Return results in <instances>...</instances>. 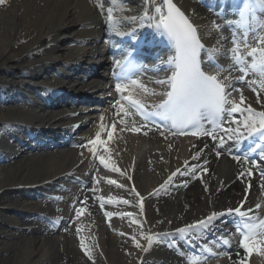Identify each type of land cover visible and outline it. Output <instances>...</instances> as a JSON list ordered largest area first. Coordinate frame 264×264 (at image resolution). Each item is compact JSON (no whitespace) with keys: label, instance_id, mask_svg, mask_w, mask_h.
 Segmentation results:
<instances>
[{"label":"bare ground","instance_id":"6f19581e","mask_svg":"<svg viewBox=\"0 0 264 264\" xmlns=\"http://www.w3.org/2000/svg\"><path fill=\"white\" fill-rule=\"evenodd\" d=\"M100 2L103 10L96 6L97 0H6L0 5V264H191L193 260L264 264V254H248L239 246L236 227L244 221L237 215L225 214L207 228L191 229L190 234L195 233L191 238L176 232L212 212L226 213L241 205L264 219V137L249 150L235 142V136H224L225 148L219 150L218 143L208 138L129 131L140 126L134 117L127 126L119 124L121 117L115 114L124 100L108 91L106 73L114 61L125 57L120 50L130 49L133 40L139 43L144 38L145 49L155 44L159 50L162 39L158 30L147 26L155 23L143 15L151 10L147 0H127L123 5ZM173 2L206 45L221 41L219 61L229 71L220 75L229 72L233 88L240 90L232 94L240 98L242 94L245 103L241 112L231 114V121H243L248 106L264 111L257 74L250 71L243 81H238L239 70L231 74L235 67L228 59L230 40L234 32L239 38L242 31L236 27L239 14L232 2L229 8L221 5L224 15H232L231 9L235 13L227 17L233 28L230 36L215 31L211 21L219 25L221 19L212 20L211 13L196 2ZM109 7L112 19L106 15ZM260 18L264 21V15ZM252 35L248 42L255 46ZM154 51L148 53L155 57L148 65V79L140 85L146 96L142 99L149 102L144 104L151 106L161 99L163 86L157 81L171 74L172 67L167 49ZM88 66L99 70H93V79L82 71ZM252 80H257L256 91L246 82ZM66 89L71 96L60 94ZM88 96L91 99H84ZM113 122L117 131L112 139L108 141L106 132L101 136L109 150L101 148L94 156L89 141L101 123L111 131ZM260 144L261 152L254 154ZM197 149L202 150L201 159L192 161ZM240 151L246 158L254 156L256 165L239 159ZM100 155L109 167L100 162ZM185 160L200 167L194 174L178 175L157 192L172 172L183 169ZM112 166L119 171L113 172ZM110 199L116 202L109 203ZM77 209L82 210L79 216ZM108 212L113 215L108 217ZM141 232L160 234L161 239L144 252L131 239L135 235L147 247ZM224 234L230 239L228 246L220 239ZM82 240L90 256L81 247ZM205 243L218 255L205 252Z\"/></svg>","mask_w":264,"mask_h":264},{"label":"snow or ice","instance_id":"6c2138e0","mask_svg":"<svg viewBox=\"0 0 264 264\" xmlns=\"http://www.w3.org/2000/svg\"><path fill=\"white\" fill-rule=\"evenodd\" d=\"M6 0H0V5L5 4ZM127 0H108V3L115 5L117 3L123 5ZM147 4L151 6L150 11L143 13L144 17L149 21H155V23H149L147 26L156 30H162L168 39L172 42L174 47V55L171 57L170 63L172 67L168 69L171 75H166L164 79L157 81L165 87L163 93V99L161 103L156 105L157 111L149 112L148 107L141 102L140 99L134 98L133 94L129 89L117 83L116 91L122 94V99L127 105L135 109L137 113L143 116L146 120L149 117H158L162 123H167V131L172 135H193V136H208L213 141H219L220 145L224 144V136L232 139L236 136L237 141L243 135L240 126L247 130V135L252 136L256 133L264 136V111L256 112L253 108L248 106L244 111L247 112V116L243 121H230V124H237L238 126L233 128L231 126L224 127L223 120L226 118L225 114H234L242 111L240 104H243L244 97L241 94L240 104L233 101L231 97L232 91H240L235 89L231 83L230 76L221 77L220 73L223 71H229L225 66L218 63L219 56L222 53L219 51L221 41H218L216 45L208 46L202 42L201 36L198 34L197 28L190 22L185 13L177 7L173 0H147ZM234 9L238 11L239 19L236 27L241 29L240 37L238 38L237 33L234 32L231 38L233 47L229 50V55L234 61L235 65L240 66L239 71L241 72L240 80H245L249 72L257 74L258 86L260 91H264V34L260 33L261 29H264V21H259L256 17L257 11L264 13V0H232ZM96 6L101 10L104 9V4L97 0ZM258 6V7H257ZM127 11V10H126ZM156 15H152V12ZM106 15L109 19H112V8L107 9ZM135 22V18H132ZM258 24L259 27H255ZM252 29L255 35V46H250L248 42L249 30ZM134 35V33L132 34ZM223 39V38H222ZM202 53L204 55H202ZM215 53V58L210 55ZM248 58H251L249 63ZM119 64V61L117 62ZM215 69V72L211 71ZM163 70V69H161ZM253 91H256L257 80L246 81ZM133 85L139 84L138 81H131ZM124 93H128L124 95ZM120 116L119 124L127 126V121L133 116L124 103L119 106V111L115 114ZM103 120V117H101ZM207 121L215 127L205 129L203 127L204 122ZM155 125V120L153 119ZM157 130H160V126L156 125ZM219 128L223 136H217L216 131ZM189 129H196V131L189 132ZM121 130H124L123 128ZM129 131L139 133L141 127L133 126L128 128ZM117 131V122H113L111 131H108L106 126L101 123L99 125V131L96 132L95 138L89 141L92 145L88 150L94 156L98 151L103 148L104 152L109 149L107 147V141L101 139L103 133L106 132L108 141L113 137V133ZM161 135H164V131H161ZM195 147V146H193ZM202 150L197 149L195 155H192V161H199L201 159ZM219 155V152H217ZM99 160L107 168L109 164L103 155H100ZM238 159V158H237ZM206 163V162H205ZM200 166L198 164H190L189 161H184L183 169L177 168L172 172L167 180L157 190L161 191L172 184L175 178L186 175L189 171L193 174L197 171ZM113 172L119 171L116 167L112 166ZM206 171V169H205ZM123 174V173H122ZM131 179V177H129ZM109 184H116L114 180H109ZM123 187V185H119ZM131 191L139 196L140 194L131 189ZM155 194V193H154ZM55 199H61L56 197ZM103 199V198H101ZM143 198H141L142 200ZM109 203H115V199H110ZM124 204H128L129 201H120ZM141 211L143 210V203L140 204ZM261 208L260 204L255 206L256 210ZM253 209L249 208L243 210V205L236 207L235 209H228L225 212L217 213L212 212L205 219L199 220L194 224L187 225L183 228H179L176 232L188 236H194L195 233L190 234L191 229L195 228H207L211 226L213 221L218 219L220 216L225 214H235L239 216L243 221V229L241 231L237 229L238 234L242 239L238 240L239 246L245 250L246 253L251 254L257 252L264 254V247H255V245H264V219L252 215ZM82 210L77 209L76 214L79 216ZM108 217H111L113 213H106ZM124 215L123 213L121 214ZM130 215V214H128ZM133 223H138L133 220ZM55 223V221H54ZM142 227V225H140ZM79 232L80 229H77ZM165 236L168 234L165 233ZM140 236L147 241V247H143L137 237L133 235L131 237L136 248H140L144 252H148L154 243L160 241V234L145 235L143 232ZM260 239H257V238ZM222 243L226 246L230 245V239L227 238V234H224L220 238ZM81 247L84 248L86 254L88 249L84 247L83 240L81 241ZM205 252L218 255L213 252L212 247L205 243ZM191 264H196L193 260ZM243 264V261L240 262Z\"/></svg>","mask_w":264,"mask_h":264},{"label":"rangeland","instance_id":"374dc122","mask_svg":"<svg viewBox=\"0 0 264 264\" xmlns=\"http://www.w3.org/2000/svg\"><path fill=\"white\" fill-rule=\"evenodd\" d=\"M193 2H195L194 0H192ZM89 66H93V65H89ZM89 66L88 67H85V68H83V67H81L82 68V71H85L87 74H88V77H90L91 79H93L92 77H93V74L94 73H92L93 72V70H95L96 69V67H93V68H89ZM78 71H81V69H79L78 68ZM97 71L99 72V70L97 69ZM60 94H62V95H64V96H71V90L70 89H66V91L65 90H62L61 91V93ZM84 99H91V98H89V96L87 97V98H84ZM79 100V99H78ZM93 104V103H92ZM91 104V105H92ZM243 104H240V106H242ZM91 121H95V119H91ZM87 130H89V128L87 129ZM44 140V139H43ZM85 148V145H83L82 146V149H84ZM107 229V231L109 232V229L110 228H106ZM111 235H112V237H115V234H113V233H110ZM59 236H62L61 234L59 235Z\"/></svg>","mask_w":264,"mask_h":264}]
</instances>
